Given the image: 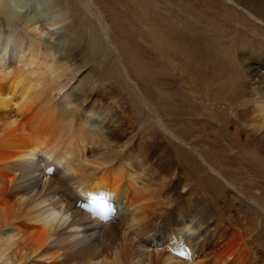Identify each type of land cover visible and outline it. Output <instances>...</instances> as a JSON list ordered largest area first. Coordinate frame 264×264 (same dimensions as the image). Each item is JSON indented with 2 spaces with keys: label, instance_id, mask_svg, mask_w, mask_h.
Returning a JSON list of instances; mask_svg holds the SVG:
<instances>
[{
  "label": "bare ground",
  "instance_id": "6f19581e",
  "mask_svg": "<svg viewBox=\"0 0 264 264\" xmlns=\"http://www.w3.org/2000/svg\"><path fill=\"white\" fill-rule=\"evenodd\" d=\"M77 6L76 15H90L105 35L109 33L96 0H78ZM210 17L218 20L219 15L208 13ZM0 18L6 26V31L0 29V264H143L144 260L148 264H264V174L252 175L250 184L237 188V195L227 192L224 207L231 213L225 220L232 231L230 239L224 247L198 259L194 243L197 234L204 231L205 236L212 233L215 237L220 222L215 217L217 210L225 211L224 207L212 206V197L196 199V189L190 187L194 184L211 193L205 183L209 179L206 168L198 167L199 162L208 167V175L224 178L209 157L198 150L200 144L192 147L193 154L185 151L175 155L174 161L155 170L140 158L144 146L132 145L135 136L126 141L122 131L117 130L110 138L97 124L96 111L79 108L81 97L66 90L68 84L63 78L67 65L58 55L69 59L82 37L76 36L68 24L69 16L59 0H0ZM251 26L264 37V31L253 23H247L248 31ZM57 27L63 31L55 32ZM217 27L233 32L225 20ZM87 41L94 58L107 54L102 37L92 34ZM239 45L234 42L221 48L216 59L225 73L220 85L226 98L236 101L243 96L238 94L239 80L257 92L229 109L235 137H249L248 129H264V75L257 69L264 70V60L245 64L246 58L237 51ZM214 46L219 47L217 43ZM130 54L129 62L137 64L136 54ZM10 59L15 66H9ZM121 66L125 68L126 64ZM118 67L115 62L120 78ZM189 70L185 75L190 83L200 80L205 87L208 81L201 78V68ZM118 86L136 103L127 112L133 124L146 134L158 129L187 145L169 129L161 110L144 111L130 86L122 79ZM194 132L200 134L199 129ZM216 140L209 146L223 151V145L215 147ZM207 152L212 155L214 151ZM263 156V149L251 155L261 169ZM50 168L52 171H48ZM258 180L262 183H258L259 189ZM171 186L174 191L180 187L187 191L172 194ZM237 202L240 207L235 206ZM105 203L115 209L108 221L89 211L93 207L103 211ZM175 203L169 244L176 250L169 252L176 253L162 252L157 247L150 254L141 241L134 239L149 234ZM205 245H201L200 252ZM180 252L186 254L181 256Z\"/></svg>",
  "mask_w": 264,
  "mask_h": 264
},
{
  "label": "rangeland",
  "instance_id": "374dc122",
  "mask_svg": "<svg viewBox=\"0 0 264 264\" xmlns=\"http://www.w3.org/2000/svg\"><path fill=\"white\" fill-rule=\"evenodd\" d=\"M59 3L69 16L68 24L72 26L75 35L82 37L79 46L69 59L65 60L63 54L58 55V59L67 65L63 82L68 84L66 90L73 96L81 97L79 108L84 107L97 112L94 118L108 137L112 138L117 130L122 131L126 141L131 136H135L132 145L144 146L142 152L144 155L141 154L140 158L155 170L174 161L175 155H182L185 151L193 154L192 147L200 144L197 145L198 150L209 157V162L214 164L225 179L216 178L212 173L208 175L210 173L208 167L202 162L200 164L198 160V167L206 168V179H209L205 180V183L213 193L196 188L194 184L190 187L196 189V199L212 197L213 205H211L217 207L216 209H223L225 199L228 200V191L236 192L237 195V188H244L250 184L252 175L264 174L262 166L251 157L256 152L264 150V129L259 131L248 129L249 137L245 135L235 137L234 128L229 123L230 120H234L229 116V109L239 105L246 98L254 97L257 92L249 85L244 87L243 81L239 80L237 90L239 89L238 94L243 96L236 98V101L226 98L227 93L223 92L225 90L220 85L225 73L222 64L216 59V55L221 53V48L239 42L238 47L241 48H237V51L246 58L245 64L264 60V37L254 32V27H249L254 34L246 28L247 23H253L264 31V0H96L108 26L109 36L105 35L99 23L90 15L81 17L76 15L75 6L78 0H59ZM224 7L227 13L224 12ZM208 13H213L215 16L218 14V20L216 17L207 18ZM239 19L243 21L240 22ZM223 20L228 23L229 29L233 30L232 33H226L223 29L218 30L217 23ZM0 29L6 31L1 18ZM62 31L61 27L55 29V32ZM92 34L106 40L107 54H103L102 58H94L89 52L87 36ZM243 39L246 40L244 48L241 46ZM46 40L48 41L49 37ZM215 43L219 47L214 46ZM130 50L136 54L137 60L134 59L138 65L129 62ZM217 51L219 52L216 53ZM115 62L119 65V73L122 75L120 78L114 68ZM9 63V66H15L13 59H10ZM122 63L126 64L125 68L129 75L121 66ZM196 66L201 68V78L208 81L207 87H204L200 80L191 84L187 79L185 74ZM257 69L264 75L261 67ZM121 79L130 86L138 105L148 113L161 110L162 119L169 129L187 145L158 129L147 131V134L150 133L147 135L133 124L127 112H130L135 101L124 91L125 89L121 91L119 88L118 83H121ZM84 98L86 101L82 103ZM230 117L232 119H229ZM195 129H199L201 135L195 133ZM215 138L217 139L215 147L223 145L225 148L223 151V148L211 149L209 146L208 143ZM255 146L259 149H254ZM208 150L214 151L212 155L207 152ZM258 183L261 185L262 183L258 180L259 189ZM183 189L180 187L174 191V186H171L170 190L172 194L177 192L176 195H179L186 193L187 190L184 189L183 192ZM220 193L227 198H222ZM241 199L246 201L243 197ZM234 204L240 207L238 202ZM176 205L177 203L170 208L168 214L158 219L147 236L142 233L139 238L134 239V242L141 241L150 254H153L157 247L162 252L173 249L169 244V234L174 230L171 215ZM224 210V213L217 210L215 216L220 221L218 235L213 237L212 233H209L205 236L204 231L197 234L194 243L197 244L198 259H204L205 255L224 247L229 241L232 231L225 220L231 213L229 214V209L226 207ZM203 243L206 245L200 252ZM143 264H148V261L144 260Z\"/></svg>",
  "mask_w": 264,
  "mask_h": 264
},
{
  "label": "snow or ice",
  "instance_id": "6c2138e0",
  "mask_svg": "<svg viewBox=\"0 0 264 264\" xmlns=\"http://www.w3.org/2000/svg\"><path fill=\"white\" fill-rule=\"evenodd\" d=\"M48 171H52V169H48ZM89 211L92 212L96 217L103 221H108L110 217H112L115 214V209L110 205L105 203L104 204V210L99 211L95 207L89 208ZM179 255L184 256V252H180Z\"/></svg>",
  "mask_w": 264,
  "mask_h": 264
}]
</instances>
